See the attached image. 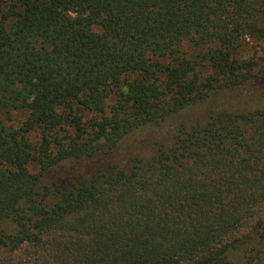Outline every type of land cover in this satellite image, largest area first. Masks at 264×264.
Returning a JSON list of instances; mask_svg holds the SVG:
<instances>
[{"label":"trees","instance_id":"16d2710c","mask_svg":"<svg viewBox=\"0 0 264 264\" xmlns=\"http://www.w3.org/2000/svg\"><path fill=\"white\" fill-rule=\"evenodd\" d=\"M263 210L264 0H0V264H264Z\"/></svg>","mask_w":264,"mask_h":264},{"label":"rangeland","instance_id":"374dc122","mask_svg":"<svg viewBox=\"0 0 264 264\" xmlns=\"http://www.w3.org/2000/svg\"><path fill=\"white\" fill-rule=\"evenodd\" d=\"M193 113H194V112H193ZM156 134H157L156 131L152 132V135H153V136L156 135ZM161 137H163V135H161ZM140 139H141V141H138V138L135 139V140H134V143H141V142L149 141V140H151V142L153 143V139H151L149 135H147L146 137H145V136H142ZM147 144H148V143H147ZM150 148H152V145L150 146ZM261 217L264 219V210L261 212Z\"/></svg>","mask_w":264,"mask_h":264}]
</instances>
